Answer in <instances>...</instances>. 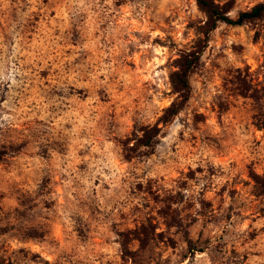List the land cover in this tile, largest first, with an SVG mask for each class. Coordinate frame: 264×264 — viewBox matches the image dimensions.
I'll return each mask as SVG.
<instances>
[{"label":"rangeland","instance_id":"1","mask_svg":"<svg viewBox=\"0 0 264 264\" xmlns=\"http://www.w3.org/2000/svg\"><path fill=\"white\" fill-rule=\"evenodd\" d=\"M206 20L196 0H0V264H264V21Z\"/></svg>","mask_w":264,"mask_h":264},{"label":"trees","instance_id":"2","mask_svg":"<svg viewBox=\"0 0 264 264\" xmlns=\"http://www.w3.org/2000/svg\"><path fill=\"white\" fill-rule=\"evenodd\" d=\"M198 7L205 12L207 20L201 27V31L206 37L218 27L220 23H227L231 25H243L248 22L264 21V2L255 4L248 10L240 11L236 17L231 16L230 5L228 3H219L216 0H196ZM205 44L202 40L194 49L184 51L176 61L177 69L171 75V83L174 91L178 94L177 101L173 102L166 109V117L176 115L182 109L183 105L189 100L191 95L190 77L194 69L199 65L201 56L203 54ZM163 120V118H162ZM165 122L168 119H164ZM258 125L263 128L264 121H259ZM158 127H149L145 134L139 137L136 145H152ZM254 180L261 186V193L264 195V174L263 176L255 175ZM189 247L191 248L193 241L188 239Z\"/></svg>","mask_w":264,"mask_h":264}]
</instances>
